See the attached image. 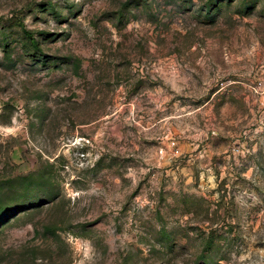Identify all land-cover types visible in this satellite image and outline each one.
Here are the masks:
<instances>
[{"label": "rangeland", "instance_id": "1", "mask_svg": "<svg viewBox=\"0 0 264 264\" xmlns=\"http://www.w3.org/2000/svg\"><path fill=\"white\" fill-rule=\"evenodd\" d=\"M0 264H264V0H0Z\"/></svg>", "mask_w": 264, "mask_h": 264}]
</instances>
